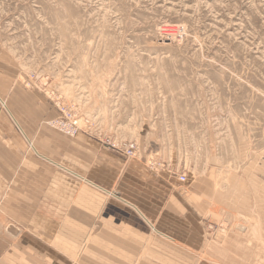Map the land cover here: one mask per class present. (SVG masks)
<instances>
[{"label":"rangeland","instance_id":"rangeland-1","mask_svg":"<svg viewBox=\"0 0 264 264\" xmlns=\"http://www.w3.org/2000/svg\"><path fill=\"white\" fill-rule=\"evenodd\" d=\"M4 65L54 111L41 127L185 175L264 264V0H0Z\"/></svg>","mask_w":264,"mask_h":264},{"label":"crops","instance_id":"crops-1","mask_svg":"<svg viewBox=\"0 0 264 264\" xmlns=\"http://www.w3.org/2000/svg\"><path fill=\"white\" fill-rule=\"evenodd\" d=\"M14 75L0 66V264H254L198 186L47 131L54 111Z\"/></svg>","mask_w":264,"mask_h":264},{"label":"built area","instance_id":"built-area-1","mask_svg":"<svg viewBox=\"0 0 264 264\" xmlns=\"http://www.w3.org/2000/svg\"><path fill=\"white\" fill-rule=\"evenodd\" d=\"M53 127L55 129L59 130L60 132L70 136V137H74L76 135V133L78 132L76 122L65 123V122H61V120H58V121L54 122ZM136 152H137L136 146L131 145L126 149L125 155L127 157H134L136 155ZM176 180H177V183L184 184L186 181V177H185V175L182 174V175H179L176 178Z\"/></svg>","mask_w":264,"mask_h":264},{"label":"bare ground","instance_id":"bare-ground-1","mask_svg":"<svg viewBox=\"0 0 264 264\" xmlns=\"http://www.w3.org/2000/svg\"><path fill=\"white\" fill-rule=\"evenodd\" d=\"M59 132V131H58Z\"/></svg>","mask_w":264,"mask_h":264}]
</instances>
